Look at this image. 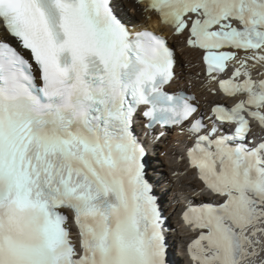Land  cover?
Masks as SVG:
<instances>
[{"label":"snow or ice","instance_id":"obj_1","mask_svg":"<svg viewBox=\"0 0 264 264\" xmlns=\"http://www.w3.org/2000/svg\"><path fill=\"white\" fill-rule=\"evenodd\" d=\"M136 4L223 99L174 88L167 38L112 0H0V264H172L139 117L187 133L209 197L182 211L188 264H264V0Z\"/></svg>","mask_w":264,"mask_h":264},{"label":"bare ground","instance_id":"obj_2","mask_svg":"<svg viewBox=\"0 0 264 264\" xmlns=\"http://www.w3.org/2000/svg\"><path fill=\"white\" fill-rule=\"evenodd\" d=\"M114 4L124 20L137 30L146 28L168 37V43L175 49L176 54L177 80L173 84L174 88L192 92L201 105H206L214 99H223L207 93V84L203 79L197 53L187 49L179 38L172 35L170 29L159 25L154 13H145L143 6L135 4L132 0H114ZM253 132L264 134V129L254 125ZM189 142L185 133L169 131L152 146L149 154V159L152 160L151 168L155 169L153 178L157 182L158 194L162 198L165 215L169 221V240L176 247L174 256L178 264H188L182 247L189 242L192 235L179 218L184 204L187 201L200 203L209 200L207 194L200 192L201 184L194 171L188 169L185 160L181 159L184 156L182 147Z\"/></svg>","mask_w":264,"mask_h":264}]
</instances>
